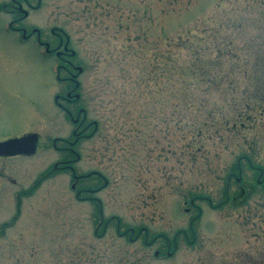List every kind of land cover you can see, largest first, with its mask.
I'll return each instance as SVG.
<instances>
[{"label":"rangeland","instance_id":"374dc122","mask_svg":"<svg viewBox=\"0 0 264 264\" xmlns=\"http://www.w3.org/2000/svg\"><path fill=\"white\" fill-rule=\"evenodd\" d=\"M17 1L19 26L69 39L80 100L59 111L74 84L0 42V90L21 98L0 136L45 117L65 148L82 126L74 155L0 165V264H264V0Z\"/></svg>","mask_w":264,"mask_h":264},{"label":"flooded vegetation","instance_id":"af4514ba","mask_svg":"<svg viewBox=\"0 0 264 264\" xmlns=\"http://www.w3.org/2000/svg\"><path fill=\"white\" fill-rule=\"evenodd\" d=\"M11 2L15 3L14 5L17 7V9L13 8V6H12L11 10H9V11L5 12L3 10L4 15H2V16H6L9 19L7 21H5L2 25H0V33H1L0 42H2L8 48H13L14 46H16L17 48L19 47V52H22L23 51L22 49L24 47L25 48L32 47L33 49H35V52L40 55V60H41V62H44V66H47L48 62L55 64L53 71H54L55 81H57L59 83V84H57L58 86L61 87V85L64 81H66V82L70 81L71 83L74 84V88L71 90H68L66 92V98L65 99L63 98L61 93L55 95V100H54L55 106L58 108L59 111L63 112V110H64L63 104H62L63 102H65L69 106V104L75 103L76 101L80 100L79 95L74 93V92L78 91V89L80 88V84L77 81V77L72 75V73H71L69 78H66V79L61 78V72L64 69V63L69 64L71 66V69L75 68V70H77L78 75H81L83 73V69L80 72L78 67L72 66V64L69 61H64V57H67L69 55H70L69 58L71 60L75 57V53L70 51L68 48L70 41L67 38L66 42L64 43V40H62V37L59 35H56L55 32H53V35H54L56 41L55 42L54 41L48 42L45 40L44 34L42 33V31L40 29H37V28H34V29H32V31L28 32V30L26 28L19 26V24L22 23L24 20L28 19L29 16L34 12H28V11L24 10L23 5L20 4V2H18L17 0H11ZM25 2H26V0H25ZM27 6L30 10L35 11V7H32L29 4H27ZM15 26H18V27L16 28ZM12 36H15L18 40L15 42L14 40L11 39ZM35 47H37V49ZM1 59L3 62H5V64H8L7 63L8 61L6 59H4V57H1V55H0V60ZM9 71H11V70L8 67L3 68L0 71V76L3 74L6 76L9 73ZM2 79L7 80V78H2ZM0 85L4 86L1 79H0ZM8 92L9 91L0 90V94L2 95L0 97V107H2V108L4 107L5 110H6L5 106L7 104L15 106L17 103H19L21 101L19 94L11 92L9 95ZM16 92L20 93L18 91H16ZM77 96H78V98H77ZM7 97L9 98L10 103H8ZM24 99L25 98H23V100ZM30 101L31 100L29 98H27L25 100V102H30ZM15 108H16V106H15ZM0 111H4V110L0 109ZM37 111H38L37 108H35V110L33 112V115L36 118H37ZM70 116H72V115H70ZM42 117H44V114L39 116V121ZM70 119H73V118L70 117ZM44 120H45V117L43 118L42 129L38 130L36 128L37 130L35 129L32 131H30L28 129V131L24 130L23 132H20L19 134L0 136V144L6 143V142L11 141V140H21V139H27V138H32V137L35 138V140H36V149H35L34 154H32V155L19 154V155H15V156L0 155V165H3L9 161L29 160V159L35 157L38 154V152L43 148L53 149V150H55V152L57 154H62V152L65 150V151L71 152V154L74 155L75 151L72 150L73 149L72 147H74V145L77 143L76 140L80 139V134H78V130L82 126V123H80L79 120H77V119L72 120L73 125L75 126V130L72 134L73 137L75 138V142L74 143H67L68 145L67 144L66 145L68 147L63 148L62 147V141L63 140L58 138V137L52 138L51 141H49L48 143H47V141L44 140L45 139L44 138V135H45V129H44L45 122H44ZM59 157H61V156H59ZM60 164H62L61 160L56 161L54 163L53 170L54 171L60 170V168H59ZM66 168H69L71 170V172L74 173V170L72 168H70L69 166ZM1 175H4V169L2 170ZM75 178H76V176H75ZM256 183L262 184L263 180H261L260 178H257ZM16 206L18 208H20L19 203Z\"/></svg>","mask_w":264,"mask_h":264},{"label":"water","instance_id":"95a60500","mask_svg":"<svg viewBox=\"0 0 264 264\" xmlns=\"http://www.w3.org/2000/svg\"><path fill=\"white\" fill-rule=\"evenodd\" d=\"M81 72L82 69L79 68ZM78 98V96H77ZM36 140L35 138H27L21 140H11L0 144V155L15 156L19 154L32 155L35 153Z\"/></svg>","mask_w":264,"mask_h":264},{"label":"trees","instance_id":"16d2710c","mask_svg":"<svg viewBox=\"0 0 264 264\" xmlns=\"http://www.w3.org/2000/svg\"><path fill=\"white\" fill-rule=\"evenodd\" d=\"M199 54H200V51L198 49H195L194 52L192 53V55L196 58V61H198ZM201 71H202L201 69L196 68V69L190 71L191 74L189 76L195 79L198 76V74H196V73H200ZM190 85H193V83H191ZM263 184H264V181L262 184H257V186H261Z\"/></svg>","mask_w":264,"mask_h":264}]
</instances>
